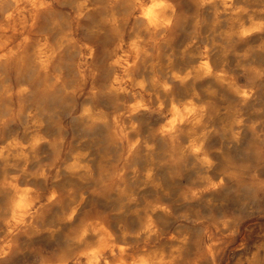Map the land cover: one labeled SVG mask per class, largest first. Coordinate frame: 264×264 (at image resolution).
I'll return each mask as SVG.
<instances>
[{
	"label": "clouds",
	"instance_id": "1",
	"mask_svg": "<svg viewBox=\"0 0 264 264\" xmlns=\"http://www.w3.org/2000/svg\"><path fill=\"white\" fill-rule=\"evenodd\" d=\"M0 264H264V0H0Z\"/></svg>",
	"mask_w": 264,
	"mask_h": 264
}]
</instances>
